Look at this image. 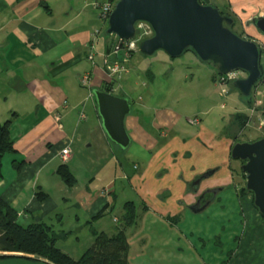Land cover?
Listing matches in <instances>:
<instances>
[{
  "label": "crops",
  "instance_id": "crops-1",
  "mask_svg": "<svg viewBox=\"0 0 264 264\" xmlns=\"http://www.w3.org/2000/svg\"><path fill=\"white\" fill-rule=\"evenodd\" d=\"M105 1L0 0V123L12 116L9 132L15 150V153H9L15 159L9 160L6 169L1 165L0 199L16 211L18 221H24L25 226L45 223L56 234H68L62 241L74 237L76 246L80 243L76 233L80 234V231L87 232L88 247L93 242L94 232L112 235L119 217L111 219L113 230L101 217L115 207V181L129 177V171L119 164L117 152L100 129L92 93L110 86L113 94L114 87L106 74L103 58L114 55L116 59L122 53L112 52L114 36L110 40L96 37V20L87 10L94 9L95 3ZM209 2L234 19V27H239L241 37L244 35V39L260 46L264 73V36L253 25H246L254 17H264V0ZM89 54L93 55L92 61L87 58ZM196 60L190 62L198 64ZM84 74L89 75L86 86L80 84ZM122 93L126 95L124 91ZM238 102H233L236 104L234 111L246 112L245 115L251 112L246 106L239 107ZM220 107L225 108V103ZM81 112L85 115L83 120L79 119ZM137 113L125 119L130 145L146 152L165 149L167 144L160 145L159 140L172 131L179 116L169 109L158 110L147 126ZM247 116L250 118L251 113ZM220 119V123L228 128L226 132L230 139L235 137L237 143L241 142L237 133L230 131L232 122H227L225 115ZM98 128L100 131H96ZM205 136L208 135L202 133V137ZM231 140L226 144L229 157L235 144ZM66 147L70 149V159L63 162L59 154ZM84 149H89L87 156L83 154ZM129 158L128 155L125 159ZM13 162L20 164L18 168L12 165ZM60 165L68 167L75 179L73 186L65 185L56 174ZM88 165L93 168L94 178L87 183L81 179V173ZM132 169H135L133 163ZM216 171L218 168L214 173ZM194 175L199 174L195 172ZM241 178L240 175L239 180ZM239 183L232 194L239 200L241 228L239 232L229 231L228 237L233 243L226 248L219 237H215L216 246L210 242L212 238L188 240L170 227L171 221L165 223L150 211L168 215L171 206L189 210L199 195L216 191L213 194L216 197L225 188H204L200 192L194 189L187 193L183 186L178 196L172 189L162 186L153 191L146 190L145 195H151L153 201L150 206L144 205L146 210L142 219L147 225L142 229V235L127 240L128 263L140 264V259L151 257L149 264H197L199 256L195 250L199 246L204 249L208 246L211 253L204 264H264V220L253 204V195H239L243 187ZM39 193L46 195L44 200H38ZM180 199L184 203L178 206L176 203ZM212 201L210 199L204 208L199 205L195 211L201 212ZM206 243L210 244L205 246Z\"/></svg>",
  "mask_w": 264,
  "mask_h": 264
},
{
  "label": "rangeland",
  "instance_id": "rangeland-1",
  "mask_svg": "<svg viewBox=\"0 0 264 264\" xmlns=\"http://www.w3.org/2000/svg\"><path fill=\"white\" fill-rule=\"evenodd\" d=\"M91 9L87 10L94 15L96 20V37L99 40L112 39V35L105 34L107 21L99 18V10ZM233 31L241 36L238 26L233 27ZM242 36L244 37V35ZM118 55L119 57L116 59L114 55L109 56V63L117 61L128 68L129 72L113 79V94L118 97L124 96L123 98L130 102V114H136L138 111L137 114L143 119L144 125L149 126L156 111L169 109L179 116V121L172 131H166L168 134L165 138L159 140L160 145L167 144V147L152 152L143 151L135 145H129L126 150H121L106 137L112 149L117 152L123 169L129 171V177L125 180L115 181L113 187L117 195L115 207L112 212L109 211L101 218L113 230L111 219L114 216L121 217L123 215L124 203L133 202L136 222L127 227L125 233L127 240L135 235L137 237V234L142 235V229L147 225L142 219L145 212L142 211V207L150 206L149 204H152L153 201L151 195L147 196V193L145 195L146 190L153 191L155 187L161 188L162 186V188L172 189V192L178 196L181 187L185 186L188 193L191 191L189 186L194 185L196 178L218 168V171L202 179L201 183L195 187L197 192L204 188L217 186L219 189L225 188L216 197H214L215 195L210 197L211 200L213 199L212 203L201 212L178 209L177 206L175 208L171 206L168 215L156 213L153 209L150 211L165 223L168 220L164 217L171 219L173 216H177V220H171L173 224L170 227L188 240L191 238V241L193 239L195 241L197 238L203 237L207 241L212 238L210 242L216 246L218 243L215 237H219L221 244L226 248L227 245L233 243L228 237L229 231L239 232L241 228L239 200L233 196L232 191L238 186V182H240V187L244 186L245 178L241 172L240 163L231 159L226 151V144L231 140V137L226 132L228 128L220 123V117L225 115L227 122H232L233 128L230 131L237 133L238 141L244 142L253 140L255 137L258 138V136L264 137V127L260 131L256 130L259 119L264 120V84L258 83L255 90H252V103L248 107L246 100L232 84L224 85V94L223 96L219 95L221 87L217 81L216 71L199 60H196L198 64L190 62L196 58L192 53L187 52L175 59L169 58L161 51L150 57L143 56L136 51L125 60L122 58L123 53ZM127 84H131L130 88L127 87ZM123 91L126 95H123ZM236 101H239V107L254 108V113L251 114L250 121L243 130L239 129L238 124L233 123L234 112L235 114L244 113L233 110L236 108V104L233 102ZM222 103H225V108L220 107ZM142 106H145L146 109H143ZM250 113L248 111L247 115ZM8 119L12 120V116L10 115ZM194 119L198 120L197 124L193 123ZM100 129L103 131L101 126ZM96 131H100L99 128ZM202 133L208 136L202 137ZM204 138L208 140H204ZM88 153L89 149L83 150L84 156H87ZM73 154H75L74 149ZM128 155L130 158L125 159ZM10 159L15 158L11 154H6L3 157V169H6ZM132 163L135 165V169H132ZM195 172L199 175L195 176ZM240 175L242 178L239 180ZM92 178H94L93 168L88 165L81 173V179L88 183ZM181 202L183 205V199L177 201L176 205L179 206ZM179 210L180 212H177ZM175 212L177 213L175 214ZM18 223L24 226L26 224L22 220H19ZM115 231L116 227L113 233H111L112 231L110 233L113 235ZM86 233L85 231H80V234L76 233V236L80 237L78 246H76L77 241L74 240V237H71L65 241H58L56 247L77 259L89 248L85 240ZM82 244L84 247H81ZM209 244L206 243L205 246ZM195 251L199 256L197 264H204L208 261L209 253H211L208 246L205 249L199 246V249ZM150 259L151 257H146L139 261L140 264L144 262L149 264L148 260Z\"/></svg>",
  "mask_w": 264,
  "mask_h": 264
},
{
  "label": "water",
  "instance_id": "water-1",
  "mask_svg": "<svg viewBox=\"0 0 264 264\" xmlns=\"http://www.w3.org/2000/svg\"><path fill=\"white\" fill-rule=\"evenodd\" d=\"M140 22L152 29V36L137 44L141 55L150 57L161 51L175 59L189 52L220 76L241 71L245 77L228 84L245 100L251 96L253 85L261 77L260 47L239 37L231 28L232 18L222 15L209 0H118L108 17L105 34L122 41L132 40ZM250 24L264 36V17H254L246 23ZM93 96L105 136L126 150L131 143L125 127V119L131 113L130 102L101 89L94 90ZM230 158L243 163L240 169L245 175V188L253 194L257 211L264 215V138L235 143ZM213 173L214 170L196 178L191 185L197 186ZM197 205L198 201L189 209L196 212ZM0 264L52 263L12 257L0 260Z\"/></svg>",
  "mask_w": 264,
  "mask_h": 264
},
{
  "label": "trees",
  "instance_id": "trees-1",
  "mask_svg": "<svg viewBox=\"0 0 264 264\" xmlns=\"http://www.w3.org/2000/svg\"><path fill=\"white\" fill-rule=\"evenodd\" d=\"M220 13L232 18L228 14H224L222 12ZM232 20L233 24L231 28L233 30L234 19L232 18ZM259 49V69L261 71V77L253 85L252 90H255L258 83L264 84V73L261 63L262 50L261 48ZM101 90L111 93L110 86H104ZM251 103L252 99L250 96L248 99H246V104L248 107H250ZM248 119V116L245 114L237 113L234 116V121L236 124H238L240 130H243L247 126ZM10 125V119L0 123V176L3 156L5 154L15 153L13 143L10 138ZM233 140L235 143H237L235 137ZM119 149L121 148L119 147ZM117 160L119 161V159ZM119 164L122 166L121 162H119ZM12 165L15 168H18L20 164L13 162ZM56 174L65 185L71 187L75 184V179L66 165H60L56 170ZM194 189L195 186H189V190ZM209 194L210 193L206 192L202 194L201 197H204V200L206 199L210 201V197L212 196ZM246 194L253 195L251 192L246 190L244 184L242 189L239 191V195ZM45 197L46 195L43 193L37 194L39 201L44 200ZM142 209V211H145L146 207L143 206ZM123 212V215L118 219L119 226L116 227V231L113 235L94 232L91 246L86 249L79 258L73 259L56 247V242L65 239L68 234H56L53 232L51 227L47 226L45 223H34L27 226L19 224L16 211L0 199V260L12 257H23L33 261L47 260L52 264H129V246L125 231L127 227L132 226L136 222L137 217L135 213V204L133 202L124 203ZM261 218L264 220V215H261ZM171 220L175 221L177 220V217L168 219V221Z\"/></svg>",
  "mask_w": 264,
  "mask_h": 264
},
{
  "label": "built area",
  "instance_id": "built-area-1",
  "mask_svg": "<svg viewBox=\"0 0 264 264\" xmlns=\"http://www.w3.org/2000/svg\"><path fill=\"white\" fill-rule=\"evenodd\" d=\"M117 1L118 0H106L102 4L95 3L93 5V8L95 10H99V18L101 20L107 21L110 13L113 10ZM135 29H136V34L132 40L122 41L120 39L115 38L116 40H115V43L113 45L112 52L113 53L122 52L124 60L128 59L132 53H135L136 51H138L137 44L139 41H141L143 39H147V38L152 36V29L150 28V26L147 23H144V22L137 23L135 26ZM91 48H93V46ZM87 58L89 61H92L93 55L89 54ZM103 66L105 68L108 79L111 82L113 81V79L116 76L120 77L121 74L128 72V68L119 64L117 61H114L112 64H110L108 61V55L104 56V58H103ZM244 77H245V74L241 71H234V72L228 73L224 76H218L217 81L221 87L219 95L223 96V94H224L223 86L224 85L228 84L230 81H235V80H238V79H241ZM88 82H89V75L88 74H84L83 76H81L80 84L82 86H86L88 84ZM253 113H254V108H251V114H253ZM84 118H85V115L83 112H81L79 119L83 120ZM193 123L197 124L198 120L194 119ZM263 127H264V120L259 119L256 130L260 131V130H262ZM59 156L63 162H67L70 159V149L68 147L62 149L60 151Z\"/></svg>",
  "mask_w": 264,
  "mask_h": 264
},
{
  "label": "flooded vegetation",
  "instance_id": "flooded-vegetation-1",
  "mask_svg": "<svg viewBox=\"0 0 264 264\" xmlns=\"http://www.w3.org/2000/svg\"><path fill=\"white\" fill-rule=\"evenodd\" d=\"M237 162H239V161H237ZM239 163H240V168H241V166L243 165V163L242 162H239ZM215 192L216 191H212V192H210L209 195L213 196V193L215 194ZM201 196L202 195H199L197 197V199H196V201H198V205L196 207H198L199 205L204 206L209 201V200H206V199L204 200V197H201Z\"/></svg>",
  "mask_w": 264,
  "mask_h": 264
}]
</instances>
